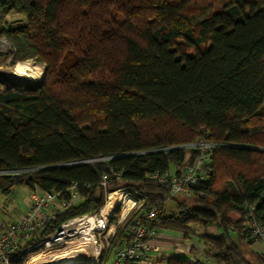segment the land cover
Returning a JSON list of instances; mask_svg holds the SVG:
<instances>
[{
    "label": "trees",
    "instance_id": "1",
    "mask_svg": "<svg viewBox=\"0 0 264 264\" xmlns=\"http://www.w3.org/2000/svg\"><path fill=\"white\" fill-rule=\"evenodd\" d=\"M12 9L24 22L10 28ZM0 13L14 61L45 65L36 87L0 89V193L78 183L83 199L57 226L104 204L106 175L161 203L151 228L205 246V260L168 264H254L244 244L251 212L264 225V0H2ZM202 141L213 171L167 212L168 188L148 176L181 173ZM211 226L221 233L198 232Z\"/></svg>",
    "mask_w": 264,
    "mask_h": 264
},
{
    "label": "built area",
    "instance_id": "2",
    "mask_svg": "<svg viewBox=\"0 0 264 264\" xmlns=\"http://www.w3.org/2000/svg\"><path fill=\"white\" fill-rule=\"evenodd\" d=\"M14 55L12 43L0 38V89H13L19 85L30 87L35 83L26 75L15 72V65L10 70L3 66L13 62ZM190 146L197 147L199 152L181 173L169 170L149 174L150 180L168 188L163 197L193 196L199 180L213 171L214 144L202 141ZM101 185L107 196L98 210L66 219L57 226V217L71 209L75 201L83 199L79 184L73 183L64 191L34 186L25 213L10 220H0V264H68L70 258L79 255L83 256L81 264H147L153 253L164 252L165 249L154 241L159 231L149 225L159 213L161 203L147 206V194L134 187L110 190L106 175ZM113 192L117 195L116 203H112ZM118 209L122 215L131 212L134 216L127 230V239L108 257L115 234L110 229L111 219ZM51 226L54 228L50 229ZM246 227L253 238L264 241V225L252 212L246 220ZM262 253L264 255V246Z\"/></svg>",
    "mask_w": 264,
    "mask_h": 264
},
{
    "label": "rangeland",
    "instance_id": "3",
    "mask_svg": "<svg viewBox=\"0 0 264 264\" xmlns=\"http://www.w3.org/2000/svg\"><path fill=\"white\" fill-rule=\"evenodd\" d=\"M0 16H1V13H0ZM3 16H4L3 22H5V24L10 28H13V26H16V25L24 22V17L19 15V14H16L13 9L5 12ZM27 61L33 63L34 65H36V67H40L41 65H44V64L36 62V60H33V59H29ZM13 62H9V64H4L3 66L6 67L8 70H10L14 65L16 66L20 61L17 62V64L15 61H13ZM23 62H20L18 64V66ZM41 67H43V66H41ZM14 71H16V70H14ZM44 72L45 71L43 70V75H44ZM22 73H23V75H26L27 77H30V75H31V74L30 75L26 74L25 71H22ZM35 73L37 75H39V73H41V69H39V70L37 69V71H35ZM122 186H125V185H121V184L116 185V186L110 188V190L111 189L113 190L115 188L122 187ZM31 190L32 189H30L27 185L24 184V185L14 186L12 188V191L8 194L0 193V220H10L11 218H15V217L20 216L21 214H24L27 205L31 201V199H30ZM106 196H107V194L105 193V198H106ZM177 196H179L180 200L183 199V198H181V197H183L182 195H177ZM81 200L75 201V205L78 204ZM165 209L167 212L173 211L175 209V200H173L172 198H166ZM130 213L126 214V215H122L121 212L118 211V216L116 217L115 221L111 222V224H110L111 231H115V233H116L117 228L125 226L129 221V218L131 215ZM129 225L130 224L128 223L127 229L129 227ZM198 232H207V233L219 235L221 233V230L218 229L216 226H211L208 228L199 227ZM247 240L249 241L250 239L247 238ZM161 242H166V243H164V245L167 247V249H165V250L168 252L167 255H165L167 258V261L164 264H168L171 260H173L176 257H178V258L190 257L189 254L184 252V246H186L188 244V242L186 240H174L172 238H169V239H163ZM263 246H264V241L260 240V239H255V238H254L252 244H250V245L244 244V250L246 253V257L249 258L254 264H261L260 263L261 257H259V256H261L263 254L262 253ZM177 248H180L182 250V253H176V252H178V251H176ZM109 250H110L109 251L110 253L115 251V250L113 251L112 249H109ZM111 254H113V253H111ZM200 254H201V252L200 253L198 252L195 255V258L196 259L200 258L203 260L208 258L206 256L205 252H203L201 255ZM153 255L159 256L160 254L159 253H153L152 256Z\"/></svg>",
    "mask_w": 264,
    "mask_h": 264
},
{
    "label": "crops",
    "instance_id": "4",
    "mask_svg": "<svg viewBox=\"0 0 264 264\" xmlns=\"http://www.w3.org/2000/svg\"><path fill=\"white\" fill-rule=\"evenodd\" d=\"M169 238H172L174 240H186L188 242V244L184 246V252L190 255V257L185 258L188 261L196 260L195 255L198 252L199 253L201 252V254L204 252L205 246L203 245V243L199 242L196 238L185 239L181 234H178V233L159 231V234L154 238V241L158 243L159 245H161L164 249H167V247L164 245V243L166 242H161V241L163 239H169ZM176 251H178L176 253H182V250L180 248H177ZM167 253L168 252L165 250L159 256L153 255L151 260L147 264H164L167 260L161 261V259L166 258L165 255H167Z\"/></svg>",
    "mask_w": 264,
    "mask_h": 264
},
{
    "label": "bare ground",
    "instance_id": "5",
    "mask_svg": "<svg viewBox=\"0 0 264 264\" xmlns=\"http://www.w3.org/2000/svg\"><path fill=\"white\" fill-rule=\"evenodd\" d=\"M20 63V62H19ZM18 63V64H19ZM18 64L16 66L13 67V70H16L15 72L18 73H22V71H25L26 74H31L30 77H28L31 82H37L41 79V77H43V70L45 71V65H41L43 67H36V65H34L33 63L29 62V61H24L23 63H21L19 66ZM37 69H41V73H39V75H37L35 73V71H37ZM38 78V79H37ZM111 199H112V203H116L117 202V195L115 192H113L111 194ZM71 260L69 261L68 264H81V262H83V256L79 255V256H75L73 258H70ZM60 262H65L64 260H60Z\"/></svg>",
    "mask_w": 264,
    "mask_h": 264
},
{
    "label": "water",
    "instance_id": "6",
    "mask_svg": "<svg viewBox=\"0 0 264 264\" xmlns=\"http://www.w3.org/2000/svg\"><path fill=\"white\" fill-rule=\"evenodd\" d=\"M42 79H43V77H42ZM42 79H41V81H42ZM41 81H39V82H35V83H33V84H30V86H31V87H34V86L36 87Z\"/></svg>",
    "mask_w": 264,
    "mask_h": 264
}]
</instances>
